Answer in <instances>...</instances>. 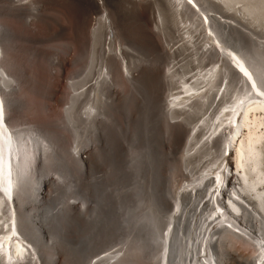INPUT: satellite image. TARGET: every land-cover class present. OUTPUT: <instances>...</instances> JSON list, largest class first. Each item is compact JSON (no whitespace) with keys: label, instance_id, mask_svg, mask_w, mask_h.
<instances>
[{"label":"bare ground","instance_id":"bare-ground-1","mask_svg":"<svg viewBox=\"0 0 264 264\" xmlns=\"http://www.w3.org/2000/svg\"><path fill=\"white\" fill-rule=\"evenodd\" d=\"M0 264H264V0H0Z\"/></svg>","mask_w":264,"mask_h":264},{"label":"rangeland","instance_id":"rangeland-1","mask_svg":"<svg viewBox=\"0 0 264 264\" xmlns=\"http://www.w3.org/2000/svg\"><path fill=\"white\" fill-rule=\"evenodd\" d=\"M192 17H194L195 18V16H192ZM167 63V60L165 59L164 60V70H166L167 69V66H165V64ZM212 62L211 61H209L206 65H204L203 67H202V69H201V73H207L211 68H212V64H211ZM194 73H196V72H194ZM193 73V74H194ZM192 74V75H193ZM173 93H176V91H174ZM168 99H170V100H174V98H168ZM163 103L165 104L166 103V100H167V95H166V93L164 92L163 93ZM164 129V128H163ZM183 140H184V137H183ZM177 149H179L178 150V152H176V158L178 157V158H180V156H181V154H182V151H183V149H181V146H180V148H176V151H177ZM209 166H207V167H211L212 166V163L210 162L209 164H208ZM202 169H200V171H201ZM200 171H198V172H200ZM197 176H198V174H197ZM189 179H190V177H189ZM185 183H188V179H186V178H184V177H179L178 179H177V181L176 182H174V180H172V179H170L169 180V182H168V188H167V197H168V199L171 197V195L173 194V193H175L176 191H178L179 189H180V187L183 185V184H185ZM173 186V188H171ZM176 187V188H175ZM171 188V189H170ZM173 192H172V191ZM170 195V196H169ZM170 200H171V198H170ZM238 245V247H239V244H237ZM236 245V246H237ZM242 250H244V252L246 251L247 253H245V254H249L250 253V250H249V252L247 251V250H245L244 248H242ZM241 249H240V252L242 251ZM243 252V251H242Z\"/></svg>","mask_w":264,"mask_h":264}]
</instances>
